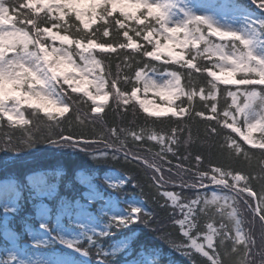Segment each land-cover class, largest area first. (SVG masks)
Here are the masks:
<instances>
[{
	"label": "trees",
	"instance_id": "trees-1",
	"mask_svg": "<svg viewBox=\"0 0 264 264\" xmlns=\"http://www.w3.org/2000/svg\"><path fill=\"white\" fill-rule=\"evenodd\" d=\"M199 1L180 0L179 7L192 11ZM9 2L15 4L20 0H9ZM262 2L264 0H226L225 5L249 12L248 19H250L255 34L262 38L264 35V31L261 30L264 29V9L259 7ZM218 4H221V1ZM26 11L29 14L35 12L34 9ZM47 12L44 9L35 13L41 28L51 27ZM51 14L52 17L57 18L60 25L58 29L53 28V32L59 31L61 35L68 34L73 39H79L81 36L87 37L95 33L92 38L97 44H111L112 50L99 48L92 50L95 59L101 62L100 69L104 71L106 91L110 90L111 81L117 76L119 79L116 87L126 94H130L131 90L140 83L141 77L148 74L161 76L173 71L179 74V88L182 91L177 92L179 98L174 99L172 103L176 111L174 116L153 117L147 115L134 100L130 101L129 105L121 103L118 107L111 93L104 105V111L95 114L91 111L93 105L87 97L78 92H72L64 85V91L70 99L69 111L65 113L64 117L56 116L55 120H49L46 114L27 106L22 110L24 118L29 120L28 124H14L0 117V181L12 179L20 191L17 201L12 206L0 207V264L19 263L18 258L10 252L13 248L21 251V258L28 262L27 264L29 261H32L33 264H52L57 259L71 260L77 264H85V262L90 264H123L125 262L132 264H190L187 254L196 255L198 264H210L202 254L196 253L191 242L182 235L181 230L175 225L173 218L182 219V216L179 209L171 203L173 202L172 198L164 195L165 192L179 193L180 197L177 199L179 204L177 205H182L197 198L199 191L200 207L206 209L203 214H198V223L202 231L197 233L195 229H192L190 234L193 235L197 243L205 244L202 237L207 232V225L213 224L217 229L213 244L216 246V252L222 264H236L241 259L240 253L243 250V245L236 244V251H233L237 219L241 221L240 228L245 239L248 235L254 234L252 238L257 245L254 251H261L259 245L260 238L264 235V227L259 223V216L264 213L259 211L262 207L259 199H253L250 205L243 202V197H237L233 201L231 196L235 195L234 192L219 187L213 189L208 186L210 184L208 180L203 181L204 189L181 188L178 186L180 178L175 176L177 171L175 165L180 164L182 169L187 170L183 172L185 179L189 183L198 184L199 172L223 164L227 159L228 151H230L227 144H231V141L228 140L226 144V137L229 135L245 149H248L250 155L255 154V158L259 157V149L252 148L251 145L243 142L231 129L222 128L223 111L236 113L237 106H242L244 98L237 95L234 102V98L228 93L236 92V86L224 85L209 75V72L217 70L225 63L220 54L215 52L213 45L224 46V53H229L233 43L238 49H242L243 45L233 39L219 41L209 34V29L206 26H203V40L199 41L197 48L189 47L182 50L183 61L177 62L168 58L157 61L142 55L145 49L151 51L154 44L153 41L150 44L144 39L148 31L143 26H138L136 21H125L129 36L138 45L137 48H128L121 47L128 43V38L123 35L124 29H120L118 26H110L109 36L104 37L102 21L97 20L89 29H84L81 22L75 20L74 13H69L63 20L59 19L61 15L59 9L55 8ZM115 15L119 16V13ZM65 21H67V25H72L67 33L64 32V28L67 27ZM13 22H15V17ZM154 23L155 21L151 18L144 21L146 25ZM16 26L20 27L19 24ZM156 27L159 28V25ZM133 29L140 30V35L137 36ZM165 37V34H153L152 36L159 41H164ZM45 42L50 46L54 44L50 40ZM84 43H87V39L84 40ZM29 48H32L31 44ZM206 48L208 51L205 50ZM69 51L74 53L73 59L76 63L87 69L88 66L79 59V55L75 54L77 52L75 46H72ZM84 55L87 56L88 53H84ZM186 61H191L194 67H189ZM145 62L155 65L157 71L152 72L144 69L141 77L137 79L135 72L140 71ZM100 69L96 70L97 74ZM242 75L243 73H238L236 78L239 79ZM212 84L216 85V88L212 90L214 99L209 96ZM189 94H192L190 100ZM133 104L135 108H132ZM212 104L216 105L218 115L212 113ZM181 109H183L182 112ZM197 112H201L203 115L197 116ZM217 119L220 120L219 125H217ZM57 121H60L61 129L67 128L75 132H84L85 139L100 140V143L94 144L87 151L68 145L60 146L48 143L43 137L48 132V125H55ZM238 121L241 123L242 118ZM228 122H232L231 117ZM212 126H217L223 134L210 136L208 132ZM113 129L116 130L115 136ZM133 133L141 134L144 139L135 141ZM67 134L66 131L65 135ZM152 136L163 138L165 143L161 144L159 139H150ZM254 136L256 140H259L261 133L256 131ZM172 137H175L177 143L167 142ZM105 141L117 145L120 141H124L126 146L138 151L141 157H146V161L141 159L129 162L123 159L122 153H117L116 158H113L111 149L103 147ZM168 147H171L176 153L175 157L171 152L166 151ZM103 152H107L108 155H102ZM198 154L202 156L199 164L194 159ZM181 157H187V159H181ZM255 158L252 160L253 166ZM169 160L171 161V173L168 171L170 165L167 161ZM240 161L241 163L235 164L233 167L249 168V164L243 156L240 157ZM149 164L159 165L163 171L157 175H164L166 181L173 177L175 183L153 181L154 169L148 167ZM110 170H116L120 175L125 176V181L111 187L103 178ZM35 172H42L39 184L46 187L43 194H36L30 189L27 177ZM133 175H136L138 179H132ZM83 178L85 181L82 180ZM229 182L231 183V180ZM252 183L253 190L259 195L264 181L255 180ZM242 186L243 182L238 184L237 188ZM93 190L98 195L94 201L88 200V195ZM213 190L216 192L215 203H212ZM243 195L246 196V193ZM112 197L126 210H131V201H140L139 209L142 212L139 215L152 213L149 219L156 222L133 223L129 216L125 219L126 223L115 221L109 214L110 204L106 206L103 201V198L111 200ZM44 204L48 210V217L43 225L47 237L42 242H35L31 237V231L39 227L36 216ZM86 206H89L98 217L100 230L92 232L90 229H85L83 235L71 243L61 239L57 231V224L82 228L77 215L81 208ZM233 209L236 212L235 216L231 215ZM221 225L224 226L223 229H221ZM229 229L228 237L223 240L221 245V232ZM7 230L12 231V240L6 237ZM175 245H179L180 248ZM204 250L211 252L206 245ZM22 264L24 263L22 262ZM257 264H259L258 258Z\"/></svg>",
	"mask_w": 264,
	"mask_h": 264
},
{
	"label": "snow or ice",
	"instance_id": "snow-or-ice-1",
	"mask_svg": "<svg viewBox=\"0 0 264 264\" xmlns=\"http://www.w3.org/2000/svg\"><path fill=\"white\" fill-rule=\"evenodd\" d=\"M53 5L61 12L60 20H63L69 13H74L75 20L80 21L84 29H89L90 25L96 23L97 20L102 21L104 37L109 36L108 29L110 26H118L120 29H124L123 35L128 38V43L121 45V47H138L129 36L125 21H136L138 26H143L144 29H147L148 34L145 35L144 39L150 44L152 43L153 34H167L165 38L168 43L162 45L157 40L151 51L145 49L142 52L144 57H151L157 61L165 53L172 56L177 62L182 60L183 56L175 54L170 45L174 47L176 43L184 44L188 42L187 40H178L177 34L181 32H185L186 36L192 37L193 44L203 40V26H206L213 36L219 37L220 39L232 38L234 41H239L243 45V48L238 49L236 44L233 43L227 55L223 52L224 46H212L215 52L220 54L221 59L226 61V65H221L219 74L209 72V75L215 77L216 80L221 81L224 85L236 86V92L228 93L234 98V102L237 95L244 98L242 106H237L236 113L227 110L223 111L222 128L231 129L232 132L239 134L244 142L251 145L252 148L259 149L260 155L258 158H255V154L250 155L248 149H245L229 135L226 137V144L228 140L231 141V144H227V147L230 149L227 159L223 164L199 172L197 177L198 184L189 183L185 179L183 172L187 170L182 169V165L180 164L175 165L177 169L175 176L180 178L178 186L181 188L204 189L205 185L203 181L208 180L210 182L208 186L213 189L219 187L234 192L235 195L231 196L233 201L237 197H243V202L250 205L253 199H259L262 205L259 211L264 213V184L261 186L260 194L257 195L253 190L254 185L252 183L255 180L264 181V57L254 54L251 47V39L245 38V36L237 31L223 30L214 26L207 17L195 15L180 8L175 3V0H151V2L150 0H20L19 3L15 4L10 3L9 0H0V115L5 116L10 122L28 124L29 120L24 118V113L20 111L19 107L20 105H27L30 108L38 109L40 112L46 114L49 120H55L56 116L64 117L65 113L69 111L70 99L64 91L63 86L69 85L71 87L73 81L78 76L80 77V80L77 82L78 86L72 88V92H83L92 101L93 106L91 111L93 113H101L104 111V104L108 101L110 93L114 96L118 107L121 103L123 105H129L130 101L138 99V89L133 88L130 94H126V92L116 87L119 76L111 81L109 91H103L106 84L104 71L100 69L101 62L95 59L92 50L96 48L112 50L111 44H97L92 38L95 33L87 37L81 36L79 39H73L68 34L61 35L59 31L53 32L52 29H58L60 25L57 18L52 17L51 11L46 13L50 18L48 22L51 23V27L41 28L40 23L37 22L35 13L43 11L45 7L50 9ZM259 7L264 9V2L260 3ZM30 9H34L35 12L29 14L26 10ZM64 9H67V11H64ZM173 9H178L188 19L181 25L168 27V16ZM116 13H119V16H116ZM14 17L15 22H13ZM149 18L154 20L155 23L144 24V21ZM17 24L20 27H17ZM65 24L67 25V21H65ZM6 25H11L12 30L5 28L4 26ZM156 25H159V28ZM71 27L72 25H67L64 28V32L67 33ZM261 30L264 31V29ZM133 31L136 32L137 36L140 35V30L133 29ZM85 39H87L86 44L84 43ZM46 40H59L62 46L59 48L50 46L49 43L45 42ZM30 44L32 45L31 49L29 48ZM73 45L77 50L75 54L79 55V59L88 66L87 69L78 65L73 59L74 53L69 51ZM50 47L51 50H49ZM205 50L208 51L207 48ZM84 53H88V55L85 56ZM186 63L189 67H194L191 61H186ZM97 69H100L99 74L96 72ZM144 69L152 72L157 71L155 65L145 62L143 68L135 72L137 79L141 77ZM85 70L89 75L93 76V80L87 79V76L84 75ZM238 73H243L239 79L236 78ZM169 75L173 77V80H169L165 87L156 93L161 98L167 99L168 107L159 111H152L150 115L153 117L165 116L167 112L176 114L172 103L174 99L179 98L177 92L182 91L179 88L180 77L176 71L170 72ZM84 83L92 85L96 90L95 94L88 91L85 87L79 86V84ZM151 87H155L151 80L146 81L145 91ZM215 88L216 85L212 84L209 89V96L213 99L215 97L213 96L212 90ZM102 92L103 94H101ZM201 92H203V89H201ZM188 98L190 100L192 94H189ZM202 98L204 97L202 96ZM8 101H12L11 106L7 103ZM138 102L145 112L150 111L148 108L149 101L138 100ZM132 108H135L134 104ZM182 111L183 109H181ZM211 111L217 114L215 104H212ZM196 115L201 116L203 113L197 112ZM236 116L243 117L246 131L237 126ZM230 117L232 118L231 123L228 122ZM76 118H79L78 115ZM219 124L220 120L217 119V125ZM66 131L68 132L67 135H65ZM256 131L261 133L259 140L253 138V134ZM208 134L213 136L222 135L223 133L217 126H212ZM113 135H116L115 129H113ZM84 136V132H75L67 128L61 129L60 121H57L55 125H48V132L43 138L52 145H68L84 151L92 148L94 144L100 143V140L90 141L85 139ZM132 136L135 141H142L144 139L138 133H133ZM150 139H159L161 144L165 143L163 138L156 136H152ZM167 142L177 143L175 137H172ZM103 147L105 149H111L113 158H116L117 153H122L123 159L126 161L131 162L141 159L146 161V157H141L138 151L126 146L124 141H120L119 145L105 141ZM166 151L171 152L174 157L176 156V153L171 147H168ZM102 155L107 156L108 153L103 152ZM241 156L248 162V169L233 167V165L241 163ZM254 158L255 165L253 166L252 160ZM181 159H187V157H181ZM194 159L199 164L202 156L198 154ZM167 162L170 165L168 171L171 173V161L169 160ZM148 167L154 169L152 175L153 181L157 183L160 181H164L165 183L171 181L175 183V178L173 177H170L169 181H166L164 175H157V173H162L163 171L159 165L149 164ZM131 178L134 180L138 179L136 175H133ZM229 180H231V183ZM241 182H243V186L237 188V185ZM245 193L246 196L243 195ZM164 195L172 198L174 204L180 197L179 193L173 192H165ZM212 196V203H215V190L212 191ZM198 197L199 191L197 192V198H193L185 204L177 205L182 219L173 218L174 223L181 230L182 235L187 237L188 241L191 242L197 254H202L210 264H222V261L217 255L216 246L213 244L214 237L217 235V229L214 228L213 224L207 225V232L202 237L211 252L205 251V244L197 243L193 235L190 234L192 229H195L197 233L202 231L198 223V214H203L206 209L200 207L201 201ZM204 203H207V201H204ZM132 211L135 214L132 219L133 223L146 222L150 224L156 222L149 219L152 213H145L141 216L139 215L142 212L141 209H133ZM231 215H236L235 209H233ZM118 222L126 223L123 219H119ZM235 223L236 232L233 251H236V244L243 245V250L240 253L241 259L236 264H257V258L259 259V264H264V235L261 236L259 245L262 250L256 252L254 248L257 245L252 238L254 234L248 235L247 239H245V235H242V229L240 228L241 221L237 219ZM259 223L264 227V214L259 216ZM223 228L224 226L221 225V229ZM228 231L230 229L221 232V245L223 244V240L228 237ZM175 246L180 248L179 245ZM181 250L183 251V249ZM187 255L190 264H198L196 255Z\"/></svg>",
	"mask_w": 264,
	"mask_h": 264
},
{
	"label": "rangeland",
	"instance_id": "rangeland-1",
	"mask_svg": "<svg viewBox=\"0 0 264 264\" xmlns=\"http://www.w3.org/2000/svg\"><path fill=\"white\" fill-rule=\"evenodd\" d=\"M219 1H221V4H218ZM150 2H151V0H150ZM225 2H226V0H200L198 2V4L193 8V10L188 11V12L193 13L195 15L207 17L214 24V26L219 27L223 30L237 31V32L241 33L243 36H245V38H249L252 40L251 47H252L254 54L261 56V57H264V35L262 38H259V36L255 34V31H254V29H253V27L249 21L250 19H248L250 16L249 12L241 11V10L236 9L234 7L226 6ZM175 3L177 5H179L180 0H175ZM41 6L43 7V5H41ZM55 8L56 7L53 5L50 9L47 7H45L44 9L47 11H51V13H52V11ZM187 19H188V17L185 16L178 9H173V10H171V12L168 16V23L169 24L167 26L168 27H174L177 25H181V24L185 23L187 21ZM93 24H91V25H93ZM82 26H83V24H82ZM4 27L7 28L8 30H12L11 25H6ZM209 34H211L210 30H209ZM263 34H264V32H263ZM165 35H167V34H165ZM177 37H178V40H187L188 42L184 43V44L176 43L174 47L170 45V47H172V51L175 54H179V55L183 56L182 50L189 48V47L197 48L199 45V41L196 42L195 44H193L192 43V37L186 36L185 32H181V33L177 34ZM212 37L219 40V41L232 39V38L220 39L219 37H216L213 35H212ZM157 40L158 39L153 38L152 39L153 44H155V42ZM52 42L54 43L52 45L54 47L59 48L62 46L61 42L59 40L52 41ZM160 43L163 45L165 43H168V41H167V39H165L164 41H160ZM64 47H67V46H64ZM49 50H51V47L49 48ZM224 54L227 55L228 53H224ZM164 57L176 61L175 59H173L172 56H169L167 53H165L161 56V58H164ZM183 60H184V56H183V59L179 60V61H183ZM223 65H226V61ZM220 69H221V67L218 68L217 70L213 71V72H216L217 74H219ZM84 75L87 76L88 80H93V76L89 75L86 70H85ZM213 78L215 79V77H213ZM79 80H80V77L78 76L76 78V80L73 81L71 87L69 85H66V86L72 90V88L78 86L77 82ZM148 80H151V82L155 85V87H151L147 91H145V82ZM169 80H173V77L171 75H169V73L163 74L161 76L148 74V75H145L144 77H141V79L139 80L140 83L136 87V89H138V91H137L138 99H134V100L138 103L139 106H140V104H139L138 100H145V101L150 102L148 104V108L150 111L146 112V113H151L152 111H159L163 108H167L168 107L167 99L161 98L156 93L161 88H164ZM219 82H221V81H219ZM79 86L85 87L88 91L95 94L96 90L92 85L84 83V84H79ZM103 91H106V86H104ZM79 93L85 95L83 92H79ZM101 94H103V92ZM7 103L9 104V106H11L12 101H8ZM24 106H27V105H20L19 106L21 112H23L22 109ZM166 115H173V113L167 112ZM0 116L6 118L3 115H0ZM240 118H242L241 123L238 121ZM236 120H237V126L241 127L242 130L246 131V126L244 124L243 117L242 116H236ZM11 123L15 124V122H11ZM16 124H18V123H16ZM237 135H239V134H237ZM254 135H255V133L253 134V138L255 139ZM41 179H42V173L41 172L35 173L31 177H29L30 187H31L30 189L33 192H35L36 194H43L45 192L44 190L46 189V187L40 186V184H39V182H41ZM104 179L111 187H114L115 185L121 184L125 180L124 177L118 176V174L116 172H110V173L105 174ZM82 180L85 181L84 178ZM96 195H98V193L95 190H93L91 193H89L88 200L94 201L96 199ZM18 197H19V191L15 187L13 181H11V180L0 181V207L12 206V204L18 199ZM103 201L105 202L106 206H108V204H110L109 205L110 206V213L109 214L117 222L119 221V219L125 220L127 216H129L130 219L132 220L133 216L135 215L132 210L133 209H139L141 207V202L138 200L130 202V206L132 208L131 210H126V209L122 208L112 198H111V200H109L107 198H103ZM171 203L174 204L173 202H171ZM177 204H179V202L176 200L174 207L177 208ZM47 217H48L47 207H46V205H42L41 209L37 213V219L39 221V224L43 225L46 222ZM77 217H78V222L82 225V228L67 227L61 223L57 224L58 234L66 242L71 243V242H74L77 239H79L83 235V230H85V229H90L92 232H95L97 230H100V228H101L99 225L98 217L93 213L92 209H90L89 206L81 208V210L78 212ZM5 235L9 240L13 239V234H12L11 230H7L5 232ZM31 237L36 242H42L47 237V234H46L45 230H43V228L40 226V228L38 230L31 231ZM205 245H206V242H205ZM10 252H12V254H14L18 258L19 263H16V264H22V262L24 264L28 263L21 258V251L19 249L13 248V250ZM86 263L90 264L88 262H86ZM29 264H33L32 261H29ZM52 264H77V263H75L71 260L65 261L63 259H57V260L53 261ZM123 264H132V263L125 262Z\"/></svg>",
	"mask_w": 264,
	"mask_h": 264
}]
</instances>
